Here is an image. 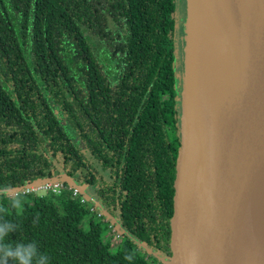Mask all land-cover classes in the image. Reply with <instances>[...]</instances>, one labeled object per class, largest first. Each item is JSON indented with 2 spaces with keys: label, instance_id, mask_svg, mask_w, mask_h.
<instances>
[{
  "label": "trees",
  "instance_id": "1",
  "mask_svg": "<svg viewBox=\"0 0 264 264\" xmlns=\"http://www.w3.org/2000/svg\"><path fill=\"white\" fill-rule=\"evenodd\" d=\"M180 1L0 0V212L19 225L13 242L37 241L51 264H165ZM59 175L91 200L66 189L20 194L23 207H11L7 191ZM111 224L122 234L112 248Z\"/></svg>",
  "mask_w": 264,
  "mask_h": 264
},
{
  "label": "water",
  "instance_id": "2",
  "mask_svg": "<svg viewBox=\"0 0 264 264\" xmlns=\"http://www.w3.org/2000/svg\"><path fill=\"white\" fill-rule=\"evenodd\" d=\"M183 26L181 145L163 261L225 264L264 195V0H186ZM58 180L91 200L66 175L6 193Z\"/></svg>",
  "mask_w": 264,
  "mask_h": 264
},
{
  "label": "clouds",
  "instance_id": "3",
  "mask_svg": "<svg viewBox=\"0 0 264 264\" xmlns=\"http://www.w3.org/2000/svg\"><path fill=\"white\" fill-rule=\"evenodd\" d=\"M14 209L23 207L22 199L17 195L10 201ZM19 230L18 223L8 219L0 212V264H51V257L48 253L41 251L37 241L13 242L10 234ZM195 259V255H191ZM125 259L132 261V255H126Z\"/></svg>",
  "mask_w": 264,
  "mask_h": 264
},
{
  "label": "bare ground",
  "instance_id": "4",
  "mask_svg": "<svg viewBox=\"0 0 264 264\" xmlns=\"http://www.w3.org/2000/svg\"><path fill=\"white\" fill-rule=\"evenodd\" d=\"M234 242L226 255L225 264H233L236 242L246 253L245 264H264V195L239 225Z\"/></svg>",
  "mask_w": 264,
  "mask_h": 264
},
{
  "label": "built area",
  "instance_id": "5",
  "mask_svg": "<svg viewBox=\"0 0 264 264\" xmlns=\"http://www.w3.org/2000/svg\"><path fill=\"white\" fill-rule=\"evenodd\" d=\"M70 190L73 192V198H80L82 204H87L88 198L83 195L79 189L74 188L71 185H68L65 181L63 180H58L54 182H47L43 183L42 185H39L38 187H31L28 189H25L20 192H15V193H9L7 194L9 198H16V196L20 194H53V195H61L64 190ZM91 212L95 213L98 215V217H103L105 216V212L101 210V208L98 205H94L91 208ZM110 235L115 237L113 239L120 240L122 238V234L119 230L118 226H115L113 224L110 225L109 228ZM108 242V241H107Z\"/></svg>",
  "mask_w": 264,
  "mask_h": 264
},
{
  "label": "rangeland",
  "instance_id": "6",
  "mask_svg": "<svg viewBox=\"0 0 264 264\" xmlns=\"http://www.w3.org/2000/svg\"><path fill=\"white\" fill-rule=\"evenodd\" d=\"M179 6H180V8H179L180 22L184 23L185 19H186V0H181ZM108 178L109 177L106 175V179H108ZM113 238H115V237L111 236L110 233L107 234V241L108 242H106V243L107 244L110 243L109 244L110 248H112L114 246V244H116L117 241H119V240H115ZM235 245H236L235 246L236 250H239L240 253H241L240 256H238L239 262L243 259V263L245 264L246 263V253H245V251L243 250V248L241 247V245L238 242H236ZM240 257H241V260H240Z\"/></svg>",
  "mask_w": 264,
  "mask_h": 264
}]
</instances>
